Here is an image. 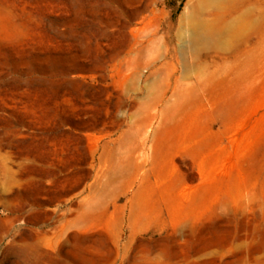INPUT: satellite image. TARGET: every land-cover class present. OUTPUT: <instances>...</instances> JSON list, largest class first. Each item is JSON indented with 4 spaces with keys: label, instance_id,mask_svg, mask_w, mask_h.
I'll return each instance as SVG.
<instances>
[{
    "label": "rangeland",
    "instance_id": "1",
    "mask_svg": "<svg viewBox=\"0 0 264 264\" xmlns=\"http://www.w3.org/2000/svg\"><path fill=\"white\" fill-rule=\"evenodd\" d=\"M0 264H264V0H0Z\"/></svg>",
    "mask_w": 264,
    "mask_h": 264
},
{
    "label": "bare ground",
    "instance_id": "2",
    "mask_svg": "<svg viewBox=\"0 0 264 264\" xmlns=\"http://www.w3.org/2000/svg\"><path fill=\"white\" fill-rule=\"evenodd\" d=\"M218 31H215L214 29L207 27L206 30L201 32H192V39L195 44L199 43L200 41H204V43H212L215 42L214 37L217 36ZM191 65V64H190ZM189 64H185V70L190 68Z\"/></svg>",
    "mask_w": 264,
    "mask_h": 264
},
{
    "label": "trees",
    "instance_id": "3",
    "mask_svg": "<svg viewBox=\"0 0 264 264\" xmlns=\"http://www.w3.org/2000/svg\"><path fill=\"white\" fill-rule=\"evenodd\" d=\"M169 5H170V6H172V4H171V3H169ZM182 7H183V3H182L180 6H179V8H178V11H177V14H179V13H180V11H181Z\"/></svg>",
    "mask_w": 264,
    "mask_h": 264
}]
</instances>
